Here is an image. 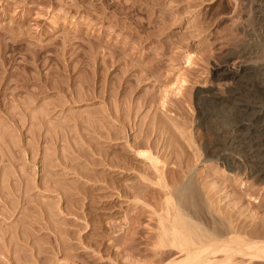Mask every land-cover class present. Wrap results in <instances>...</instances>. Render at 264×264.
<instances>
[{
	"label": "rangeland",
	"instance_id": "rangeland-1",
	"mask_svg": "<svg viewBox=\"0 0 264 264\" xmlns=\"http://www.w3.org/2000/svg\"><path fill=\"white\" fill-rule=\"evenodd\" d=\"M248 61L264 80V0H0V264L179 260L157 237L193 179L201 216L263 231L264 175L217 155Z\"/></svg>",
	"mask_w": 264,
	"mask_h": 264
},
{
	"label": "bare ground",
	"instance_id": "bare-ground-1",
	"mask_svg": "<svg viewBox=\"0 0 264 264\" xmlns=\"http://www.w3.org/2000/svg\"><path fill=\"white\" fill-rule=\"evenodd\" d=\"M256 49L250 46L243 52L251 55ZM254 70L255 63L248 61L237 69L226 65L221 72V75L231 77L239 75V78L230 97L235 104L236 122L233 125L235 132L228 138L229 147H223L217 155L218 158L223 159V163L233 166L235 156L232 151H240L251 157L252 167L258 174L264 175V80L263 78L258 79L259 77L252 79L254 77H251V73ZM215 96L201 99L204 115L209 118L215 114V108L219 103ZM138 153H141V156L144 154L156 166L155 169L161 170L160 157L151 153L149 149H141ZM194 183L196 182L193 179L192 182L175 186V191L180 193L176 204L172 197L166 198L167 206L172 209L170 206L172 205L174 209L172 212L171 209L166 208L168 223H165V219L161 217L162 233L157 237L159 238L157 245L176 247L184 255L183 258L167 264H212L215 258L208 257V253L216 255L215 252L225 253L228 258L224 260L227 263L231 261L230 257L234 252L247 254L251 260L252 257L264 258V224L262 222L260 224H263V231L258 230V227L255 230L256 226H254V231L248 232L245 227L241 229L240 226H235L229 215L217 218L208 206L206 208L211 217L208 218V214L205 213L206 216H204L210 220L203 222L204 218H201L204 217L203 214L201 216L204 210L202 195ZM175 191L173 190L174 194ZM206 201L205 204L208 205ZM255 224L259 225V223Z\"/></svg>",
	"mask_w": 264,
	"mask_h": 264
}]
</instances>
